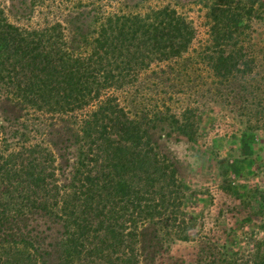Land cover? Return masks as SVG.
Wrapping results in <instances>:
<instances>
[{"label": "trees", "instance_id": "obj_1", "mask_svg": "<svg viewBox=\"0 0 264 264\" xmlns=\"http://www.w3.org/2000/svg\"><path fill=\"white\" fill-rule=\"evenodd\" d=\"M65 1L76 8L84 0ZM104 1L91 0L94 5ZM212 1L215 50L203 60L223 79L221 86H230L238 74L252 70L251 54L239 45L264 10V0ZM40 4L45 0L33 1L34 7ZM102 6L97 4L86 32L78 19V25L70 21L74 30L68 39L58 22L35 28L15 25L0 4V94L25 107L24 116L6 119L9 127L0 125V264H51L49 253L34 248L35 240L48 238L55 240L50 247L61 250V264H77L76 255L81 264H153L156 242L163 239L159 232L189 239L187 232L197 224L184 209L192 192L145 128L163 113L149 107L132 115L108 92L142 82L143 70L153 63L181 58L193 39L191 23L170 7L120 15ZM14 7L16 20L28 9L25 2ZM59 118H67L76 130L67 129L64 136L52 133L47 127ZM184 122L171 124L188 133L189 118ZM73 146L81 167L69 169L63 184L58 175L64 176L69 167L59 166L58 160ZM233 182L225 189L243 187ZM157 218L163 227L158 228ZM40 221L61 224L63 231L55 237L35 231L38 235L31 239ZM224 249V257L233 259L253 255ZM210 258L208 264H218L215 256Z\"/></svg>", "mask_w": 264, "mask_h": 264}, {"label": "rangeland", "instance_id": "obj_2", "mask_svg": "<svg viewBox=\"0 0 264 264\" xmlns=\"http://www.w3.org/2000/svg\"><path fill=\"white\" fill-rule=\"evenodd\" d=\"M33 1L0 0V4L15 25L35 28L44 26L46 21L51 24L58 22L65 28L68 39L74 30L69 22L78 25L74 22L78 19L86 32L87 24L97 14V4L103 5V11L107 13L120 15L124 12L143 15L150 12L148 9L153 6L170 7L191 23L193 39L189 51L181 58L153 63L149 69L143 70L142 82L108 91L132 115L149 107L163 113L159 120L145 126L146 131L158 150L175 165L178 180L187 184L186 191L193 194V200L190 199L184 208L197 219L196 226L187 232L190 238L180 240L165 237L163 231L159 232L163 239L156 242L153 264H208L213 261L210 258L212 255L218 264H252L253 260L264 264V199H261V196L264 197V102L254 100V97L264 100V10L259 11L239 45L251 54L254 61L252 70L248 75L238 74L231 85L226 86L209 63L203 60L207 52L215 50L211 36L212 0H107L96 5L91 0H84L76 8L65 0H57L55 6L52 0H45V4L37 7L33 6ZM22 2L28 9L23 17L16 20L14 6L18 7ZM208 47L211 50L208 51ZM18 105L0 94V125L9 127L6 119L14 122V117L24 116L22 109L25 107ZM33 111L30 109V112ZM186 118L191 124L188 133L171 124V121L185 123ZM66 119L54 120L47 129L67 135V129L72 127ZM17 130L22 131V127H17ZM5 137L16 141L13 136ZM55 139L50 136V140L57 143ZM78 161L76 146L58 160L59 166L69 167L64 176L58 175L60 183L67 184L69 169L72 171L73 167H81L77 165ZM231 181H234L233 185L243 187L235 191L225 189ZM160 222L156 221L158 228L164 226ZM47 227L55 230L50 233ZM152 228L157 229L156 226ZM32 230L31 239L38 235L35 231H41L47 237H55L56 231H63L61 224H45V221L38 222V226L35 224ZM53 241L50 238L44 242L35 240V251L41 248L50 254L46 256L47 261L61 264V250L56 245L49 246ZM210 246L216 248L210 249ZM224 247L233 253L245 250L253 255L236 259L224 257ZM75 262L81 264L78 255Z\"/></svg>", "mask_w": 264, "mask_h": 264}]
</instances>
